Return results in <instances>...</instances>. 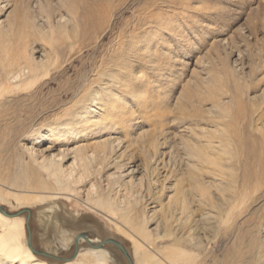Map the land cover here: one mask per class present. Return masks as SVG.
Wrapping results in <instances>:
<instances>
[{"label":"bare ground","instance_id":"6f19581e","mask_svg":"<svg viewBox=\"0 0 264 264\" xmlns=\"http://www.w3.org/2000/svg\"><path fill=\"white\" fill-rule=\"evenodd\" d=\"M143 1L0 0V264H121L73 232L79 210L133 264H264V80L226 57L166 105L179 26L161 8L189 0ZM123 9L133 22H114ZM167 112L181 133L160 126ZM149 114L156 129L130 133ZM33 211L43 253L76 245V259L34 253Z\"/></svg>","mask_w":264,"mask_h":264},{"label":"rangeland","instance_id":"374dc122","mask_svg":"<svg viewBox=\"0 0 264 264\" xmlns=\"http://www.w3.org/2000/svg\"><path fill=\"white\" fill-rule=\"evenodd\" d=\"M145 1L148 2L149 0H144L143 2ZM22 2L25 4L28 3L29 7H31L36 0H22ZM166 2L169 1L166 0ZM167 4L168 3H165L164 5V3H162L161 5L165 7L161 9H165L164 11L170 15L171 19H176L179 26L174 27L172 31L173 33H177V35L174 34V36L170 33L166 36L169 42L172 43V48L170 45L168 51H174L175 49L176 56L179 60H177L175 64H172V69L169 74H167L166 69L167 81L164 83L168 82V84L164 86V93H162V95L164 94L163 97L166 105L170 107L173 106L183 86L187 84L192 77H204L206 72L213 67H215L214 77L218 76V73L222 70V67L220 68L218 65H222L223 59L226 57L232 62V59L238 58V54H241L240 63H242L243 72L247 74L254 70L252 74L253 77L264 80V0H189L186 7H184L183 4L178 6L180 9L178 7H166ZM198 6H201L202 9L199 10L197 8ZM184 8H186L185 12ZM11 10L13 9L9 11ZM124 10L125 9L122 10L123 19L116 17L114 22L120 23L121 20L134 21L132 19V10ZM178 11L180 13L184 12V15H178L180 14ZM187 14H189L190 17H187ZM109 37L110 33L106 35L104 40L107 41ZM228 42L234 44L235 48L233 51L226 45ZM170 61V56H163L162 64L165 62L166 65H169ZM153 75L157 76L159 74L156 73ZM254 82L255 80L253 79V84ZM262 85L263 84H261V86ZM252 89L254 88L252 87ZM141 109L142 108H140V110ZM170 114L167 112L165 115L166 118L163 119L160 126H162L168 134L181 133L186 122L177 119L176 114ZM151 115L152 114H149L147 117L136 119L131 126L130 133L137 135L138 132L143 130L151 132L153 129H156L155 126L158 122H155L156 118H150ZM148 123H153L154 125L151 126ZM0 205L10 210L9 205L3 203H0ZM79 211V213H81V218H79L80 221L77 219V227L73 232L84 233L88 231L87 233L91 234L94 238H98L102 242L110 239L119 241L132 259V247L130 242L125 238L123 239L121 235L113 230H110L106 225L104 226V224L100 222V219L93 218V215L85 214L83 210ZM37 217V212L33 211L31 219V233L34 238L33 245L38 251L44 252L45 239H43L41 232L38 230ZM90 225L95 226L98 230L89 229ZM96 231L99 233L96 234ZM225 246L226 243L221 244L219 249L221 254L224 253ZM76 248L75 245L74 249L62 253L61 255L59 254L56 257L60 259H72L75 255ZM106 249H110L109 251L115 254L116 260L121 264H129L126 257L116 246L108 244ZM74 259H76V257Z\"/></svg>","mask_w":264,"mask_h":264},{"label":"water","instance_id":"95a60500","mask_svg":"<svg viewBox=\"0 0 264 264\" xmlns=\"http://www.w3.org/2000/svg\"><path fill=\"white\" fill-rule=\"evenodd\" d=\"M0 210H1V207H0ZM27 212H28V214L30 215V212H29V211H27ZM28 244H29V246L31 247V245H30V241H29ZM108 244H111V245L116 246V247H117V248L123 253V255L126 257L128 263H129V264H133V261H132L131 257L129 256L128 252L126 251V249L123 247L122 244H120L119 242H117V241H115V240H106V241H104L103 243L100 244V247L105 246V245H108ZM33 251H34V253H35L36 255H39V256L47 257V258H50V259H52V260L64 261L63 259H60V258L55 257V256H53V255H49V254H46V253H43V252H39V251H36V250H33ZM77 252H78V249L76 248L75 255H74V257H72V259H74V258L76 257ZM72 259H71V260H72Z\"/></svg>","mask_w":264,"mask_h":264}]
</instances>
